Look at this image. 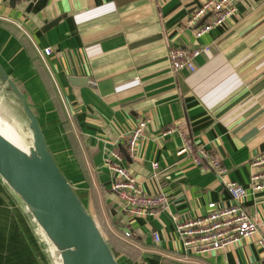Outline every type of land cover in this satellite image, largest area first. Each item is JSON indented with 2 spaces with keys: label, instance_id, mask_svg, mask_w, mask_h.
<instances>
[{
  "label": "crops",
  "instance_id": "obj_1",
  "mask_svg": "<svg viewBox=\"0 0 264 264\" xmlns=\"http://www.w3.org/2000/svg\"><path fill=\"white\" fill-rule=\"evenodd\" d=\"M204 1L0 0V69L26 96L59 170L96 224L145 254L132 261L113 251L117 264H264V191L243 204L259 226L238 245L185 255L175 232V222L205 215L207 204L227 205L225 182L248 187L249 160L264 153V0H235L234 16L196 39L186 22ZM46 47L49 56L41 54ZM174 47L199 50L195 71L173 72ZM141 119L148 123L129 158L123 138ZM170 127L214 154L223 176L182 154L177 133H165ZM111 150L125 155L121 165L145 193L167 197V211L123 210L110 188ZM22 203L0 177V264H46Z\"/></svg>",
  "mask_w": 264,
  "mask_h": 264
},
{
  "label": "built area",
  "instance_id": "obj_2",
  "mask_svg": "<svg viewBox=\"0 0 264 264\" xmlns=\"http://www.w3.org/2000/svg\"><path fill=\"white\" fill-rule=\"evenodd\" d=\"M20 2L27 3L28 0H20ZM235 12V0H205L193 10L186 24L192 28L194 37L200 39L214 27L222 25L227 19L232 18ZM207 17L208 20L203 21ZM41 54L49 56L51 49L46 47L41 51ZM198 54L199 50L197 49L171 48L168 52L171 69L173 72L195 71L194 59ZM147 123V120H138L135 127L124 136L126 156L129 158L134 156L138 138ZM165 133H177L181 139L180 152L189 158L195 166L206 165L217 175L223 176L224 168L219 159L209 151L195 149L186 132L177 127H170ZM124 156L117 150H111L107 165L113 174L110 188L117 194L123 210L133 216L155 215L158 210L167 211V197L162 193L158 195L145 193L128 168L121 165ZM248 165V187L234 181L225 182L230 195L227 205L218 206L211 202L207 204L208 211L205 215L183 218L175 222V232L185 255H208L221 251L240 244L241 241L257 232L259 223L248 215L243 204L249 195L264 191V153L252 156ZM152 166L156 167V164L154 163ZM129 235V232L124 233V237H129ZM153 238L155 241L159 239L157 234H154ZM259 245L264 248V241L260 239Z\"/></svg>",
  "mask_w": 264,
  "mask_h": 264
},
{
  "label": "water",
  "instance_id": "obj_3",
  "mask_svg": "<svg viewBox=\"0 0 264 264\" xmlns=\"http://www.w3.org/2000/svg\"><path fill=\"white\" fill-rule=\"evenodd\" d=\"M0 71V82H6L19 99L32 134L28 154L0 134V177L21 198L42 231L57 246L61 264H117L95 221L47 148L26 97L3 70ZM78 79L87 83L85 78H72L71 82Z\"/></svg>",
  "mask_w": 264,
  "mask_h": 264
},
{
  "label": "rangeland",
  "instance_id": "obj_4",
  "mask_svg": "<svg viewBox=\"0 0 264 264\" xmlns=\"http://www.w3.org/2000/svg\"><path fill=\"white\" fill-rule=\"evenodd\" d=\"M0 134L21 149L32 146V134L28 128V120L22 111L19 99L6 82H0ZM22 208L24 214L29 217L44 263L61 264L60 251L57 246L48 239L23 203ZM96 225L99 229V224Z\"/></svg>",
  "mask_w": 264,
  "mask_h": 264
},
{
  "label": "trees",
  "instance_id": "obj_5",
  "mask_svg": "<svg viewBox=\"0 0 264 264\" xmlns=\"http://www.w3.org/2000/svg\"><path fill=\"white\" fill-rule=\"evenodd\" d=\"M32 64H33L34 67H36V69H37V71L39 73V78H40L41 82L43 83V85H44V87H45V89H46V91H47V93H48V95H49V97H50L55 109L57 110V113L59 114V117L62 118L60 105H59V102H58V100L56 98L55 92H53L51 90L47 78L39 72V70L37 68V65H36V62L32 61ZM99 231H100L101 235L103 236L105 242L109 246L112 254H113V251H118V252L124 254L125 256H127L132 261H135L140 256L145 255L143 252H141V250L138 247H135L133 243L131 244L130 241H124V240L120 239L119 237L114 236L110 231H108V229H106V227L103 224H99ZM130 237H131V240H133V241H135L137 243V246L145 247V245L143 244L141 238L139 239V238H136L134 236H130Z\"/></svg>",
  "mask_w": 264,
  "mask_h": 264
},
{
  "label": "bare ground",
  "instance_id": "obj_6",
  "mask_svg": "<svg viewBox=\"0 0 264 264\" xmlns=\"http://www.w3.org/2000/svg\"><path fill=\"white\" fill-rule=\"evenodd\" d=\"M21 149V148H20ZM21 150H23V152H25L26 154H28L29 153V150H28V148H26V149H21Z\"/></svg>",
  "mask_w": 264,
  "mask_h": 264
}]
</instances>
